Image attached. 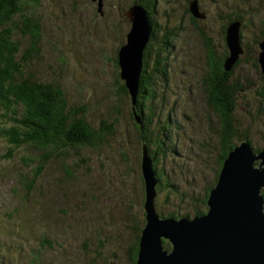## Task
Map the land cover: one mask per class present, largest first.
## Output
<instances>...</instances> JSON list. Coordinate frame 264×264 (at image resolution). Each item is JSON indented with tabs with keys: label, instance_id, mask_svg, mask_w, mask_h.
Here are the masks:
<instances>
[{
	"label": "rangeland",
	"instance_id": "1",
	"mask_svg": "<svg viewBox=\"0 0 264 264\" xmlns=\"http://www.w3.org/2000/svg\"><path fill=\"white\" fill-rule=\"evenodd\" d=\"M20 1L0 19V264H138L143 142L153 210L175 222L208 215L242 142L264 150V0Z\"/></svg>",
	"mask_w": 264,
	"mask_h": 264
},
{
	"label": "water",
	"instance_id": "2",
	"mask_svg": "<svg viewBox=\"0 0 264 264\" xmlns=\"http://www.w3.org/2000/svg\"><path fill=\"white\" fill-rule=\"evenodd\" d=\"M142 151L148 224L143 230L138 264H264L263 200L258 195L264 186V168L260 165L259 171L251 167L258 158L264 164V150L255 156L245 141L236 147L225 161L216 190L211 192L208 215L191 222L186 218L179 222L158 219L152 205L155 169L146 155L145 142ZM160 236L173 242L171 254L161 250Z\"/></svg>",
	"mask_w": 264,
	"mask_h": 264
},
{
	"label": "trees",
	"instance_id": "3",
	"mask_svg": "<svg viewBox=\"0 0 264 264\" xmlns=\"http://www.w3.org/2000/svg\"><path fill=\"white\" fill-rule=\"evenodd\" d=\"M6 1L3 2L2 0H0V19L1 20L10 19L11 16L14 14V8L13 7L16 6L17 4L19 5L21 3L20 0H6ZM0 40H1L0 45H2V49H4L5 52L6 51L11 52L14 50V47L12 45H10L9 43H4L1 38H0ZM8 56L11 59V55L9 54ZM25 60L26 59L24 57L23 61H25ZM222 61H223L222 58H216V66H213V72L211 73L213 80H215V85H214V89L212 90V93L216 89V101H218V102L223 101V99L221 98V95L223 94V92L225 90H224V88H221L222 87L221 85H223V87L226 86L224 82L227 81V78H228V73L223 70ZM6 71H7L6 68L1 69L2 73H5ZM6 77H7V73H6ZM31 77H33V74L28 75L29 79H31ZM4 82L5 81L2 79V76L0 75V85L3 86ZM2 89H5V88L2 87ZM24 90L26 93H30L28 91V89L26 90V88H24ZM141 98L144 99V95ZM148 109H150V108H148ZM148 109L145 106L142 108V110H144V111H147ZM33 110H34L33 112L29 113V121H28L29 127L27 128L26 133L24 135H22L21 137H18L23 142L32 141L29 138H31L33 140L36 139L37 136H36L35 130L38 129L39 124H44V118L42 117L41 112H38V103L36 104V109L34 108ZM55 113L50 111L49 115H53L52 118H54V119H56V118H58V120L61 119L60 115H57V114L55 115ZM46 115H48V114H46ZM55 116H56V118H55ZM224 116H225V125H224L223 135L226 138V142H227L225 148H231L233 145L230 147L228 146L231 144L230 141H228L229 138L231 137V134L229 133V130L227 128L228 127V115H227V113H225ZM46 143H47V141L45 142V145H46Z\"/></svg>",
	"mask_w": 264,
	"mask_h": 264
},
{
	"label": "bare ground",
	"instance_id": "4",
	"mask_svg": "<svg viewBox=\"0 0 264 264\" xmlns=\"http://www.w3.org/2000/svg\"><path fill=\"white\" fill-rule=\"evenodd\" d=\"M154 207H155V206H154ZM155 211H156V213H157V210H156V208H155ZM157 215H158V216H160V214H159V213H158Z\"/></svg>",
	"mask_w": 264,
	"mask_h": 264
}]
</instances>
